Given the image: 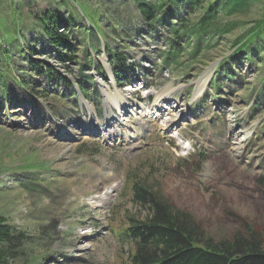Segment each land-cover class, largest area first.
Listing matches in <instances>:
<instances>
[{
    "label": "rangeland",
    "instance_id": "374dc122",
    "mask_svg": "<svg viewBox=\"0 0 264 264\" xmlns=\"http://www.w3.org/2000/svg\"><path fill=\"white\" fill-rule=\"evenodd\" d=\"M137 2L153 0H0L1 26L15 35L5 41L0 29V217L24 234L9 264H124L132 243L120 228L148 210L131 199L130 177L187 215L212 244L246 237L247 228L264 244V48L257 38L231 54L264 16V0L230 17L219 0H204L199 12L182 7L179 19L170 9L157 13L152 27ZM210 6L221 32L194 33ZM42 11L68 23L67 31L58 30L63 47L39 33L34 18ZM175 24L178 36L171 34ZM113 53L122 64L111 60ZM204 72L208 79L198 89ZM112 87L139 113L163 96L168 108L158 121L174 114L173 105L183 115L168 129L187 142L171 148L158 141L161 134L149 135L156 133L147 132L149 124L136 139L119 141V123L130 113L114 123L109 142L97 123L94 135V127L86 131V105L103 124L110 112L103 93ZM106 192L109 199L96 202Z\"/></svg>",
    "mask_w": 264,
    "mask_h": 264
},
{
    "label": "trees",
    "instance_id": "16d2710c",
    "mask_svg": "<svg viewBox=\"0 0 264 264\" xmlns=\"http://www.w3.org/2000/svg\"><path fill=\"white\" fill-rule=\"evenodd\" d=\"M251 1L253 0H219L224 17L241 13L245 9L248 10ZM200 2H204V0H153V2H137V9L148 27H152L160 19L157 13L170 9L172 15L175 14L179 19L182 18L181 14L184 15L180 12L182 7L188 8L190 12L194 10L199 12L201 10ZM205 11L199 15V19L196 21L198 29L193 31L195 27H191L188 30L190 33L207 30L221 32L217 26L213 28V22L218 17L217 9L210 6ZM11 16L14 24L13 29H17L20 18L17 10L13 7ZM34 20L39 26V33L51 40L50 43L53 47H63L66 37L62 35V31H67L68 23H63L57 15L55 16L50 11H42L35 16ZM175 25H179V27L174 28L171 34L178 36L182 30L180 24ZM59 27L62 28L61 32H58ZM1 28L6 37L5 41H14L15 35L0 23ZM181 28L184 29V27ZM257 38L262 42L261 46L264 48V16L254 22L252 27L246 31L244 39L243 37L241 40L239 39L235 44V52L233 50L231 54L240 53L247 47V43ZM198 51L199 47L195 48L194 53ZM231 54L228 57L232 56ZM119 56L121 54L113 53L111 60L114 58V60L117 59V62L122 61L119 60ZM118 63L122 64V62ZM59 79L67 82L64 76ZM78 89L81 90L80 86ZM129 180L131 182V199L138 202L142 206L141 208L148 210H144L146 216L141 220L129 216V224L124 228L121 227L122 229L119 231L123 234L124 239H128L132 243L128 251V260L124 264H264V244L253 230L247 228L249 234L246 237L238 235L230 240L212 244L209 239H205L203 235L200 236V232L194 224L190 223L187 215L177 211L152 187L133 177H130ZM260 182L264 185V177L260 179ZM23 239L24 234L16 233L13 228L8 226L5 219L0 217V264H9L10 261L18 259L19 255L16 250L20 248Z\"/></svg>",
    "mask_w": 264,
    "mask_h": 264
},
{
    "label": "bare ground",
    "instance_id": "6f19581e",
    "mask_svg": "<svg viewBox=\"0 0 264 264\" xmlns=\"http://www.w3.org/2000/svg\"><path fill=\"white\" fill-rule=\"evenodd\" d=\"M208 79V75H206V72H204L202 75H200V78L198 79L197 82H199V87L198 89H200L203 84L207 81ZM113 88V93H110L109 89H104V93H103V97H104V103L106 108H108L110 110V112H108L109 114L106 115V121L102 124V123H98L97 119L95 117H92L91 114L94 111V108L89 107V105L87 107V110L89 111V116L87 117V124H85V126L87 127L85 130H89L90 127H94L95 124L97 123V126H101V130L103 133V140L105 142H109L111 140H113V137H111L112 131L114 129H117L118 126L120 125L123 129L124 135L119 139V141L121 142H130L134 139H136L140 132L143 129V118L147 116V114H145V112H137V108H140L139 105H137L136 103L131 104L127 99H125L120 92H117L115 87ZM163 96H158L157 99H159L160 105L157 103L154 106H152L151 110L154 111V115L156 117H158L161 113H163L165 110H167V108L164 109L163 105L165 104V101H167V99H162ZM83 100V99H82ZM111 107H114V109L116 111L119 112L120 116H115V113H113L111 111ZM172 110L174 111V114L169 117L168 119H166L162 125V129H168L170 126H172L173 124H175L177 122V120H179L180 116L183 115V113L181 111H177L176 109H174V106H171ZM131 109V110H130ZM23 112V115H26V111H21L20 113H16V116H21ZM127 114L130 113V115L132 116L129 120L125 121V123L121 122L119 123V125H114L115 122H119L123 121L120 119L121 114ZM137 113L139 114V116H137ZM118 117V118H117ZM13 118V123L18 124V126H25L28 125V123L26 122V124H24L23 120H25V118L21 117V118H17V117H12ZM116 119V120H115ZM123 123V124H122ZM70 134H68L69 136ZM67 136V135H66ZM115 140V139H114ZM240 141V140H239ZM113 190V189H112ZM110 192H106L103 196H99L96 197L97 200L96 202H100V203H104L106 202L109 198V194Z\"/></svg>",
    "mask_w": 264,
    "mask_h": 264
}]
</instances>
